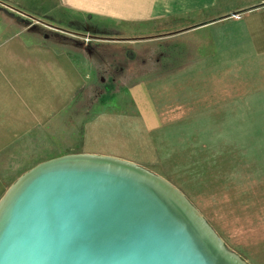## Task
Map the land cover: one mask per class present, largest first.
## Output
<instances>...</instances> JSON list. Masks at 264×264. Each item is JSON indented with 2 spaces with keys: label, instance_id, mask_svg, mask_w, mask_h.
<instances>
[{
  "label": "crops",
  "instance_id": "crops-1",
  "mask_svg": "<svg viewBox=\"0 0 264 264\" xmlns=\"http://www.w3.org/2000/svg\"><path fill=\"white\" fill-rule=\"evenodd\" d=\"M53 1L56 10L69 18L85 26L99 23L104 30L102 34L121 36H97L116 38L100 41L131 46L145 41L150 44L168 41L164 57L153 56L154 64L163 60L173 66L198 67L195 71L199 81V131H213L220 123L219 115H251L253 92L259 98L264 95V0ZM178 48V53L168 52ZM150 50L155 55L156 47ZM93 59V53L89 55L72 41L61 37L50 39L45 33L34 37L17 30L0 38V194L21 174L44 161L43 154L36 155L29 149L34 143L27 139L60 124L61 115L70 116L83 108L88 73L94 72ZM253 65H258L260 73L251 80ZM199 66L205 67L207 73L199 75ZM222 72L228 75H220ZM155 81L152 83L149 78L146 86L134 84L137 86L127 91L130 107H124L125 102L119 112L101 113L94 120H85L82 130L86 142L88 137L94 141L97 126L104 130L107 126L114 129V125L115 130H120V125L139 123L126 121L128 117L137 116L144 127L156 129L161 119L154 108L158 95ZM256 85L260 88H255ZM219 99L223 101L219 103ZM84 147L83 144L72 153L102 155L98 151H85ZM55 151L47 152L48 159L67 154ZM259 212V218L252 224L235 225L242 229L230 232L235 243L245 244L253 228L264 230V213ZM241 232L243 239L239 236ZM235 254L247 264H264L263 246L241 249Z\"/></svg>",
  "mask_w": 264,
  "mask_h": 264
},
{
  "label": "rangeland",
  "instance_id": "rangeland-1",
  "mask_svg": "<svg viewBox=\"0 0 264 264\" xmlns=\"http://www.w3.org/2000/svg\"><path fill=\"white\" fill-rule=\"evenodd\" d=\"M97 24L85 26L83 22L69 18L56 10L53 0H0V38L17 30L34 37L45 33L50 39L70 40L95 57L92 67L95 73L86 66L90 73L83 108L70 116L61 115L60 124L46 132L31 135L27 141L34 145L29 149L36 155L43 154L45 160L49 151L73 154L84 144L85 151H98L129 161L178 190L228 250L236 253L246 248H264L263 229L249 230L245 244L235 243V236H230L242 230L236 228L237 224L238 227L245 222L252 224L259 218V211L264 213V95L259 98V94L253 92L251 115L236 113L235 118L219 115L220 123L213 131H199V81H196L198 72L195 71L198 67L173 66L164 64L163 60L154 64V57H164L168 41L151 42L154 44L145 41L131 46L95 39L105 35L121 37L102 34L104 30ZM152 47H156L155 55L150 50ZM179 51V48L168 50L170 54ZM251 68L252 80L260 70L258 65ZM205 69L199 66V75L206 74ZM214 73L217 74L215 70ZM220 75L228 74L222 72ZM149 78L152 83L157 80L154 108L161 119L157 128L148 129L139 117H128L126 121L135 120L140 124L120 125V130H115L114 125V129L107 126L104 130L97 126L94 141L88 137L86 142L82 130L85 120H94L101 113L119 112L125 102L124 107L129 106L127 91L134 84L146 86ZM255 88L260 87L256 85ZM218 101L221 103L223 99ZM238 103L236 100L237 106ZM236 111H239L238 107ZM227 126L235 129H226ZM241 233L239 236L243 239ZM244 245L250 246L242 248Z\"/></svg>",
  "mask_w": 264,
  "mask_h": 264
},
{
  "label": "water",
  "instance_id": "water-1",
  "mask_svg": "<svg viewBox=\"0 0 264 264\" xmlns=\"http://www.w3.org/2000/svg\"><path fill=\"white\" fill-rule=\"evenodd\" d=\"M0 264L247 263L162 178L73 153L35 164L0 194Z\"/></svg>",
  "mask_w": 264,
  "mask_h": 264
}]
</instances>
